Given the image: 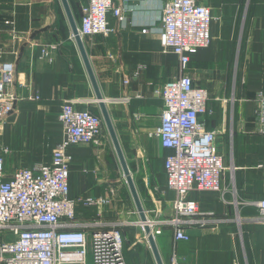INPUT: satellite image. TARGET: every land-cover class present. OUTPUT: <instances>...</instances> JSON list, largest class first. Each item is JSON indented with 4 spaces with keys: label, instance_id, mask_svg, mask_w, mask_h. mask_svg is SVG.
Segmentation results:
<instances>
[{
    "label": "crops",
    "instance_id": "crops-1",
    "mask_svg": "<svg viewBox=\"0 0 264 264\" xmlns=\"http://www.w3.org/2000/svg\"><path fill=\"white\" fill-rule=\"evenodd\" d=\"M66 1L78 27L81 5L88 0ZM165 1L114 0L123 11V20L109 19L114 32L83 40L142 206L157 205L159 219L173 216L175 193L167 187L164 169L169 150L146 133L160 124L163 108L154 87L180 73L176 55L164 51L160 42ZM197 1L210 9L211 41L190 55L184 72L194 86L206 90L207 109L200 121L218 134L225 165L233 152L232 168L222 174V187L228 189L222 194L193 189L188 195L199 211L212 212L216 221L186 225L188 241H175L172 226L158 225L154 241L163 264H169L173 252L180 264H264V226L240 220L256 215L252 202L264 199V136L256 132L255 122L256 93L264 92V0ZM12 29L36 43L57 44L52 61L41 57L40 47L13 39ZM71 33L62 0H0V63L14 62L16 90L24 98L0 120V147L7 149L4 180L18 168L51 162L52 151L62 140L58 116L64 101H76L77 108L101 115L77 45L69 40ZM35 94L38 100L27 99ZM123 96L129 99L114 100ZM103 125L100 145L68 148L69 197H109L110 203L79 202L75 220L100 221L104 228L116 223L122 231L126 263L157 264L149 243L140 242L146 233Z\"/></svg>",
    "mask_w": 264,
    "mask_h": 264
},
{
    "label": "built area",
    "instance_id": "built-area-1",
    "mask_svg": "<svg viewBox=\"0 0 264 264\" xmlns=\"http://www.w3.org/2000/svg\"><path fill=\"white\" fill-rule=\"evenodd\" d=\"M123 20V11L114 0H88L81 5L77 27L82 40L96 35L104 37L114 32L110 17ZM209 7L197 0H166L161 16L160 42L163 50H171L178 59L180 73L156 87L154 93L162 101L160 124L147 131L169 150L164 169L168 189L174 191L171 201L173 216L159 219V209L144 208L152 235L156 226H172L174 240L188 241L186 225L204 226L216 221L212 212L199 211L196 201L189 198L193 189L200 191L228 190L222 187V174L231 167L224 163L219 149L218 134L206 129L200 116L206 112L208 98L205 89L193 85L185 74L190 55L211 41ZM147 29H142L146 32ZM12 37L25 40L31 47H40L41 57L52 61L57 44H39L12 29ZM69 40L75 43L71 33ZM112 61L115 57L108 53ZM139 69L133 72L138 75ZM14 62L0 63V120L10 114L24 98L16 90ZM128 83V79L123 81ZM28 100H38V94ZM128 96L119 99L125 102ZM76 101L66 100L58 119L62 125V140L54 147L49 164L18 168L9 180L3 179V154L0 147V264H127L124 241L119 225L101 227L100 221L77 222L76 206H98L110 203L109 197H69V165L72 156L68 148L80 143L100 145L103 119L101 115L76 107ZM256 132L264 136V92L256 93ZM148 186V182H146ZM153 191V190H152ZM113 194V189H111ZM154 203L153 195L151 194ZM257 214L240 218L243 222L264 226V199L252 202ZM155 217H150V215ZM140 242L148 244L147 235ZM169 264H180L173 252Z\"/></svg>",
    "mask_w": 264,
    "mask_h": 264
},
{
    "label": "water",
    "instance_id": "water-1",
    "mask_svg": "<svg viewBox=\"0 0 264 264\" xmlns=\"http://www.w3.org/2000/svg\"><path fill=\"white\" fill-rule=\"evenodd\" d=\"M62 1L64 3V7H65V9H66V11L68 13V18H69V21H70V24H71V32L74 35L75 43L77 45L78 51H79L80 56L82 58V61L84 63L86 72H87V74H88V76L90 78L91 84H92L94 92H95V96H96V98L98 100V106H99V109H100L101 117L103 119V122L106 125L107 131H108L109 136H110V138L112 140V143H113V146L115 148L116 154L118 156V159H119V162H120L124 177H125V179L127 181V184L129 186L130 192L132 194L136 210L139 213L140 221L145 222L146 221V216H145V213H144V208L142 206L141 200H140L138 192L136 190V186L134 184V181H133L132 176L130 174V171L128 169V165H127L126 160L124 158V154H123L121 146L119 144L117 135L115 133L113 124H112L111 119L109 117V114H108V111L106 109L105 103L103 101V98L101 97L102 95H101V93H100V91L98 89V86H97V83H96V79H95V75H94V71H93V68L91 66L88 54L86 52L83 40L79 36L76 24L74 23L73 19L69 16V6L67 4V1L66 0H62ZM143 228H144V231H145V233L147 235V240H148L149 246H150V248H151V250L153 252V255H154V258L156 260V263L157 264H163L162 259H161L160 254H159V251H158V248H157V246L155 244L154 237H153V235L151 233V229H150L149 225L144 223L143 224Z\"/></svg>",
    "mask_w": 264,
    "mask_h": 264
},
{
    "label": "rangeland",
    "instance_id": "rangeland-1",
    "mask_svg": "<svg viewBox=\"0 0 264 264\" xmlns=\"http://www.w3.org/2000/svg\"><path fill=\"white\" fill-rule=\"evenodd\" d=\"M103 126H104V128H105V130H106V125H105V123H104ZM230 148H232V146H230ZM230 152H232L231 149H230ZM225 153H226V152H225ZM231 155H233V152H232V154L230 153V155H229L228 157L226 156V158H227V159H226V165H227V166H230V165L232 164V162H231V160H230V159H231ZM231 168H232V167H231ZM154 194H155V191H154Z\"/></svg>",
    "mask_w": 264,
    "mask_h": 264
}]
</instances>
